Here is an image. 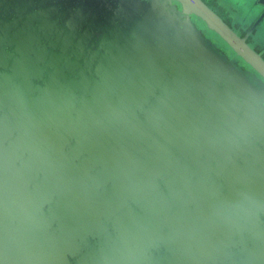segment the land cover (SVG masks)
<instances>
[{
	"label": "water",
	"instance_id": "1",
	"mask_svg": "<svg viewBox=\"0 0 264 264\" xmlns=\"http://www.w3.org/2000/svg\"><path fill=\"white\" fill-rule=\"evenodd\" d=\"M251 2L0 0V264H264Z\"/></svg>",
	"mask_w": 264,
	"mask_h": 264
},
{
	"label": "rangeland",
	"instance_id": "2",
	"mask_svg": "<svg viewBox=\"0 0 264 264\" xmlns=\"http://www.w3.org/2000/svg\"><path fill=\"white\" fill-rule=\"evenodd\" d=\"M222 1H224V3ZM232 1H233V4L229 0H207V2L210 5H212L225 19L231 20V21L236 15H234V12L232 11L233 7H230V8L228 7L230 3H231V6L232 5L234 7L238 6L239 9L250 7V4H252L251 0H239V1L232 0Z\"/></svg>",
	"mask_w": 264,
	"mask_h": 264
},
{
	"label": "flooded vegetation",
	"instance_id": "3",
	"mask_svg": "<svg viewBox=\"0 0 264 264\" xmlns=\"http://www.w3.org/2000/svg\"><path fill=\"white\" fill-rule=\"evenodd\" d=\"M243 32H244V31H243ZM243 32H242V33H243Z\"/></svg>",
	"mask_w": 264,
	"mask_h": 264
}]
</instances>
